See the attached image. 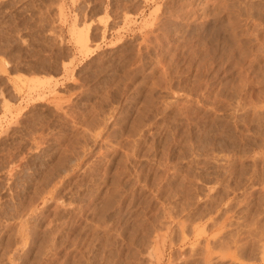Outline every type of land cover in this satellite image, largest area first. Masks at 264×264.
Masks as SVG:
<instances>
[{
  "label": "rangeland",
  "instance_id": "rangeland-1",
  "mask_svg": "<svg viewBox=\"0 0 264 264\" xmlns=\"http://www.w3.org/2000/svg\"><path fill=\"white\" fill-rule=\"evenodd\" d=\"M99 263L264 264V0H0V264Z\"/></svg>",
  "mask_w": 264,
  "mask_h": 264
},
{
  "label": "bare ground",
  "instance_id": "bare-ground-1",
  "mask_svg": "<svg viewBox=\"0 0 264 264\" xmlns=\"http://www.w3.org/2000/svg\"><path fill=\"white\" fill-rule=\"evenodd\" d=\"M232 2V1H231ZM224 3V2H223ZM223 3H222V5H223ZM227 3V2H226ZM207 4V3H206ZM235 4V3H234ZM221 7V6H220ZM156 10V9H155ZM226 10V9H225ZM229 10V9H228ZM233 10V9H232ZM244 10V9H243ZM241 11V10H240ZM157 12V11H156ZM152 13H154V12H152ZM151 13V14H152ZM175 13V12H174ZM230 14H232V13H230ZM247 14V13H246ZM150 17V16H149ZM209 19V18H208ZM150 24V23H149ZM149 26H151V25H149ZM155 26V25H154ZM227 26V25H226ZM146 27V26H145ZM162 27V26H161ZM239 27V26H238ZM216 30V29H215ZM88 31V30H87ZM86 31V32H87ZM157 31V30H156ZM193 31V30H192ZM220 31V30H219ZM188 33V32H187ZM207 34H208V32H207ZM87 35H88V33H87ZM189 35V34H188ZM152 36V35H151ZM195 36V35H194ZM155 37V36H154ZM231 37V36H230ZM78 38H79V36L77 37V40H78ZM88 38V37H87ZM87 38H86V35L83 37L82 36V38H80L79 40H80V42H79V44H81V43H84L83 45L81 44V46L83 47H85V44L87 43L86 41H88L87 40ZM167 38V37H166ZM142 40V39H141ZM221 40V39H220ZM143 41V40H142ZM221 42V41H220ZM224 42V41H223ZM204 43V42H203ZM208 43V42H207ZM252 43V42H251ZM142 44V43H141ZM207 45V44H206ZM236 45H238V43L236 44ZM243 45V44H242ZM205 47V46H204ZM250 47V46H249ZM81 48V47H80ZM244 48V47H243ZM246 49V48H245ZM208 52V51H207ZM206 52V53H207ZM222 52V51H221ZM250 52V51H249ZM259 52V51H258ZM228 53V52H227ZM234 54V53H233ZM205 55V54H204ZM221 55V54H220ZM230 56V55H229ZM218 57V56H217ZM239 57V56H238ZM224 58V57H223ZM228 58V57H227ZM240 58V57H239ZM151 59V58H150ZM139 60V59H138ZM230 60V59H229ZM233 60V59H232ZM236 61V60H235ZM158 62H159V60H158ZM255 62V61H254ZM155 63H157V62H155ZM161 64H163V63H161ZM157 67V66H156ZM219 67V66H218ZM249 69V68H248ZM259 69V68H258ZM257 69V70H258ZM256 72V71H255ZM258 72V71H257ZM175 73V72H174ZM241 74V73H240ZM161 75V74H160ZM241 77V76H240ZM162 79V78H161ZM157 82V81H156ZM251 84V83H250ZM256 84V83H255ZM258 84V83H257ZM167 88V87H166ZM165 90V89H164ZM160 92V91H159ZM147 94V93H146ZM149 97V96H148ZM152 97V96H151ZM166 97V96H165ZM158 103V102H157ZM153 105V104H152ZM179 111V110H178ZM101 114V113H100ZM172 119V118H171ZM140 120V119H139ZM173 123V122H172ZM136 125V124H135ZM142 125V124H141ZM130 131V130H129ZM134 131H135V129H134ZM136 131H138V130H136ZM131 132V131H130ZM169 135V134H168ZM170 137V136H169ZM185 139V138H184ZM42 140V139H41ZM39 141V140H38ZM187 141V140H186ZM167 142V141H166ZM185 142V141H184ZM189 143V142H188ZM102 145V144H101ZM169 145V144H168ZM39 147V146H38ZM186 147H188V146H186ZM196 148V147H195ZM187 149V148H186ZM128 150V149H127ZM131 150V149H130ZM36 152V151H35ZM129 152V151H128ZM127 156V155H126ZM78 158V157H77ZM102 158V157H101ZM127 166V165H126ZM93 167V166H92ZM61 168V167H60ZM131 169V168H130ZM17 170V169H16ZM84 175V174H83ZM25 176V175H24ZM11 178V177H10ZM9 182V181H8ZM22 185V184H21ZM15 189V188H14ZM11 191V190H10ZM13 191V190H12ZM120 191V190H119ZM77 192V191H76ZM46 194V193H45ZM120 195V194H119ZM130 198V197H129ZM55 199V198H54ZM14 200V199H13ZM57 200V199H56ZM78 202V201H77ZM52 203V202H51ZM82 204V203H81ZM110 204V203H109ZM106 208V207H105ZM24 209V208H23ZM75 209V208H74ZM3 210V209H2ZM32 211V210H31ZM169 214V213H168ZM89 218V217H88ZM155 219V218H154ZM18 220V219H17ZM53 220V219H52ZM102 220V219H101ZM64 222V221H63ZM87 222V221H86ZM99 222V221H98ZM65 223V222H64ZM94 223V222H93ZM92 223V224H93ZM133 223V222H132ZM98 224V223H97ZM128 226V225H127ZM16 227V226H15ZM103 227V226H102ZM101 227V228H102ZM28 228V227H27ZM26 228V229H27ZM59 228V227H58ZM89 229V228H88ZM122 229V228H121ZM24 230H25V228H24ZM94 230V229H93ZM115 230V229H114ZM95 232V231H94ZM130 233V232H129ZM111 234V233H110ZM108 235V234H107ZM132 235V234H131ZM52 236V235H51ZM133 236V235H132ZM102 237V236H101ZM45 240H47V239H45ZM91 240H92V238H91ZM114 240V239H113ZM43 241V240H42ZM89 244V243H88ZM107 245V244H106ZM113 245V244H112ZM134 247V246H133ZM253 249V248H252ZM253 251V250H252ZM132 252H133V250H132ZM125 255V254H124ZM53 256V255H52ZM102 256V255H101ZM114 257V256H113ZM82 258V257H81ZM204 259V258H203ZM61 261V260H60ZM110 261V260H109ZM133 262V261H132ZM124 263V262H123ZM100 264V263H99Z\"/></svg>",
  "mask_w": 264,
  "mask_h": 264
}]
</instances>
